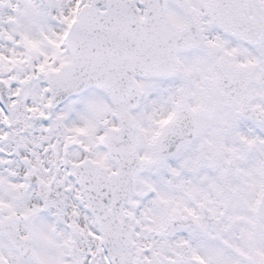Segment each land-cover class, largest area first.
Wrapping results in <instances>:
<instances>
[{
  "label": "snow or ice",
  "instance_id": "6c2138e0",
  "mask_svg": "<svg viewBox=\"0 0 264 264\" xmlns=\"http://www.w3.org/2000/svg\"><path fill=\"white\" fill-rule=\"evenodd\" d=\"M0 264H264V0H0Z\"/></svg>",
  "mask_w": 264,
  "mask_h": 264
}]
</instances>
